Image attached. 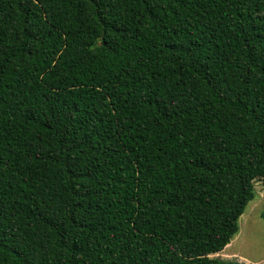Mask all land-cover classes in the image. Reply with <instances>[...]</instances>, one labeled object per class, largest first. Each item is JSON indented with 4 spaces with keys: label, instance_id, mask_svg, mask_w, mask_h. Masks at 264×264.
I'll use <instances>...</instances> for the list:
<instances>
[{
    "label": "trees",
    "instance_id": "obj_1",
    "mask_svg": "<svg viewBox=\"0 0 264 264\" xmlns=\"http://www.w3.org/2000/svg\"><path fill=\"white\" fill-rule=\"evenodd\" d=\"M260 179L264 0H0V264H246Z\"/></svg>",
    "mask_w": 264,
    "mask_h": 264
},
{
    "label": "rangeland",
    "instance_id": "obj_2",
    "mask_svg": "<svg viewBox=\"0 0 264 264\" xmlns=\"http://www.w3.org/2000/svg\"><path fill=\"white\" fill-rule=\"evenodd\" d=\"M254 198L238 218V232L220 251L211 256L236 259L246 264H264V180L253 182Z\"/></svg>",
    "mask_w": 264,
    "mask_h": 264
}]
</instances>
